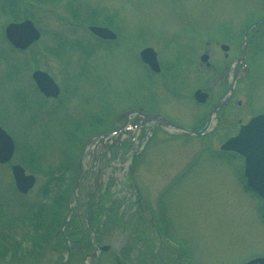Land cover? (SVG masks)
I'll list each match as a JSON object with an SVG mask.
<instances>
[{
	"label": "rangeland",
	"instance_id": "374dc122",
	"mask_svg": "<svg viewBox=\"0 0 264 264\" xmlns=\"http://www.w3.org/2000/svg\"><path fill=\"white\" fill-rule=\"evenodd\" d=\"M262 17L264 0H0V125L15 142L10 163L36 177L20 194L10 165H0V264H244L264 256L261 200L242 185L240 161L202 150L175 180L201 145L219 150L240 124L264 113V34L249 42L251 69L239 71L233 100L209 136L156 128L146 141L130 123L121 134L97 138L119 126L113 116L132 104L161 108L173 123L192 127L202 114L193 118L186 104L175 108L171 85L184 69L168 70V60L177 56L195 69L175 103L191 104L196 88L215 102L227 91L247 25ZM25 18L40 38L15 51L4 27ZM92 23L118 35L113 47L89 32ZM145 47L159 53L165 73L147 74L139 57ZM38 68L60 83L57 100L36 91L30 75ZM133 187L170 245L152 239Z\"/></svg>",
	"mask_w": 264,
	"mask_h": 264
},
{
	"label": "water",
	"instance_id": "95a60500",
	"mask_svg": "<svg viewBox=\"0 0 264 264\" xmlns=\"http://www.w3.org/2000/svg\"><path fill=\"white\" fill-rule=\"evenodd\" d=\"M94 34L100 37H112L105 28L90 27ZM13 44L24 47L32 40L38 37V32L33 28L31 22L25 21L22 24H12L6 30ZM142 59L149 64V66L157 71L155 55L151 49H144L141 52ZM34 78L39 88L46 95H55L57 88L52 80L44 73L35 72ZM1 132V130H0ZM5 136V135H4ZM3 133H0V146L3 150L0 151V160H6L11 154V142L6 139ZM6 142V143H4ZM222 148L237 149L239 152L245 154L246 166L245 174L248 177L249 186L264 198V169L260 164L264 163V116H256L252 118L249 123L241 127L240 133L237 137L229 139ZM261 155V157H259ZM14 180L17 189L25 193L33 184L32 176H25L23 169L18 166L12 168ZM104 249V248H103ZM253 261H263L264 259H257Z\"/></svg>",
	"mask_w": 264,
	"mask_h": 264
},
{
	"label": "flooded vegetation",
	"instance_id": "af4514ba",
	"mask_svg": "<svg viewBox=\"0 0 264 264\" xmlns=\"http://www.w3.org/2000/svg\"><path fill=\"white\" fill-rule=\"evenodd\" d=\"M5 5H9V3H7ZM157 54H158V59H159V63H160L161 70H160L159 73H154V74L161 75L164 70L166 71V69H165L164 63L161 61V58L159 57V53H157ZM182 59H178L177 56H174L172 61L168 60V63H169L168 70L174 69L175 72H176V74L179 75V73L181 72V70L184 69L183 70V74H182L183 78L181 76H179V78L175 76V79H174L175 80V82H174L175 86L174 85H171V87L173 89L172 91H174V94L173 95L175 96V97H172V98L175 99V101L179 100L178 98L181 97V96H183V94L180 93L181 91H186V87H187L186 85H187V83L189 81V76H190L189 75V71L191 69H192L191 71H195L193 64H191L189 61L186 63V67L184 68L182 66V64H183ZM190 65H192V66H190ZM207 67H210V65L207 66ZM183 83L185 85H183ZM58 84L60 86V83L59 82H58ZM204 91L207 93V98H206V100L204 102L197 103L195 100H193L191 102V104H189V103H187V102H185L184 100L181 99L180 100V103H178L181 107L177 103H175V101H174L175 108L177 110L178 109L179 110H182L183 109L185 111L184 105L185 104L188 105L187 109H191L193 111V112H191V115L193 116V118L198 117L200 114H202L201 116L198 117L199 119H197L196 122L201 120V123L204 124L205 121H206V119H207V117H208V115H209V113H210V111H211V109H213L216 106V102L215 103L212 102L210 104L208 103L210 101V98H211V95H210L209 90H204ZM61 94H62V89L60 88V94H59V96H61ZM134 106L139 111H143L145 113L146 112H149V113H157V114H161V115L165 116L166 118H169L164 113L163 109H161V108L157 109V108H152L150 106H144L143 107V106H140L138 104H134ZM174 106L172 105L171 108H174ZM169 120H170V118H169Z\"/></svg>",
	"mask_w": 264,
	"mask_h": 264
}]
</instances>
